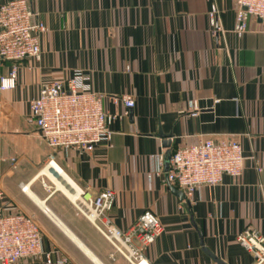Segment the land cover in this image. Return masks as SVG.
I'll list each match as a JSON object with an SVG mask.
<instances>
[{"label":"crops","instance_id":"0c3cea01","mask_svg":"<svg viewBox=\"0 0 264 264\" xmlns=\"http://www.w3.org/2000/svg\"><path fill=\"white\" fill-rule=\"evenodd\" d=\"M211 3L218 9L216 35L208 22ZM30 5L47 27L40 35V59L0 60V77L17 68L15 87L0 90V206L34 215L42 250L53 261L132 264L64 194L47 191L36 178L53 154L57 167L82 189L113 192L108 215L119 229L128 230L145 210L159 218L162 232L142 250L143 264H218L208 253L226 264H254L236 236L247 226L264 235V22L249 17L238 35L236 0ZM76 69L103 95L104 110L122 115L110 125V145L99 143L92 152L50 149L27 119L41 85L65 80ZM125 94L134 98L128 110ZM208 137L236 138L250 158L239 177L224 175L221 184L202 187L185 201L166 182L165 169L153 173L150 155ZM164 139L169 146L162 145ZM22 184L80 244L21 191ZM22 264L46 262L38 256Z\"/></svg>","mask_w":264,"mask_h":264},{"label":"built area","instance_id":"2783aa9c","mask_svg":"<svg viewBox=\"0 0 264 264\" xmlns=\"http://www.w3.org/2000/svg\"><path fill=\"white\" fill-rule=\"evenodd\" d=\"M30 2L1 0L0 60L40 59V35L47 31V27L35 16ZM236 4L235 32L238 35L246 30L249 17L264 22V0H236ZM217 19V6L211 3L208 22L213 35L220 31ZM16 76L17 68L13 66L0 77V90L13 89ZM87 80L83 71L76 69L65 80L41 85L37 95L29 101L28 122L35 126L50 149L84 153L92 152L102 142L110 145L113 134L110 125L122 115L106 112L102 105L103 95L95 91ZM121 100L127 110L134 107L131 95H122ZM190 108L197 111L196 102H192ZM150 158L155 163L153 173L162 172L165 154L154 153ZM248 158L236 138H203L171 152L166 182L182 191L184 200L190 202L198 189L221 184L224 175L239 177ZM11 160L14 161L13 158ZM52 165L53 154H49L43 168H53ZM256 169L261 170L259 166ZM38 177L47 191L56 189L64 194L115 252L132 264L145 261L142 250L162 232V225L154 213L145 210L128 230H122L108 215L114 200L111 190L92 194L61 173L57 174V183L45 173ZM27 188V184L20 186L24 193H27ZM6 206H0V264H22L24 259L38 256H44L46 264H66L65 258L53 261L50 253L42 250L41 233L33 214ZM236 240L253 255L254 264H264V235L256 227H245L237 234Z\"/></svg>","mask_w":264,"mask_h":264},{"label":"bare ground","instance_id":"6f19581e","mask_svg":"<svg viewBox=\"0 0 264 264\" xmlns=\"http://www.w3.org/2000/svg\"><path fill=\"white\" fill-rule=\"evenodd\" d=\"M53 168H43V171L40 174L45 173L46 175H48L54 182L55 179L57 177L58 173L63 174L65 177H67L64 172L62 170H60L58 167V165L54 162V165H52ZM58 166V167H57ZM40 174H38L37 176H39ZM68 178V177H67ZM57 183V182H55ZM57 186H59L57 184ZM26 191L29 193V195L33 198V200L60 226L62 227L75 241H77L79 243V241L74 237V235L67 229V227L47 208V206L45 205V203L41 200H39L35 195H33L28 188L26 189ZM80 244V243H79ZM84 247V246H83ZM86 249V248H85ZM144 262H142L141 264H143Z\"/></svg>","mask_w":264,"mask_h":264},{"label":"water","instance_id":"95a60500","mask_svg":"<svg viewBox=\"0 0 264 264\" xmlns=\"http://www.w3.org/2000/svg\"><path fill=\"white\" fill-rule=\"evenodd\" d=\"M170 136H172L171 134L169 135H165L164 138H169ZM163 146H169L170 145V139H164L162 142ZM170 150L167 149L166 153H165V162H164V169H165V174H167L168 171V164H169V158H170ZM172 191L181 199H184V194L182 193V191L176 189V188H172ZM218 264H226L225 262H223L222 260L218 259L215 255H213L212 253H208Z\"/></svg>","mask_w":264,"mask_h":264}]
</instances>
